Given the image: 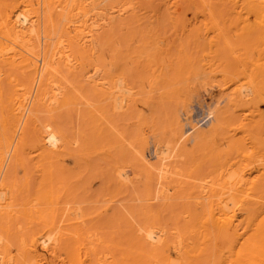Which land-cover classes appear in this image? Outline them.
Here are the masks:
<instances>
[{"label":"bare ground","instance_id":"bare-ground-1","mask_svg":"<svg viewBox=\"0 0 264 264\" xmlns=\"http://www.w3.org/2000/svg\"><path fill=\"white\" fill-rule=\"evenodd\" d=\"M178 1L165 0L164 3L172 8ZM195 2L202 5L198 12L209 22H213L210 29L216 33V38L215 42L210 38L209 45H215L218 39H222L223 45H217L231 55L234 53L235 59L231 61V65L226 64L228 69H223L224 76L228 75L232 81L227 102L233 114L230 115V121L241 123L248 118L250 122L253 117L260 115V137L250 140L252 135L250 137L244 134L239 138L230 136L225 147L220 144L207 146L208 150L202 157L201 165L209 161L210 170L206 173L215 177L210 175L212 178L209 180H202L208 179V175L201 177V181L194 186V193L189 192L193 194L190 197L193 198L195 207L192 212L188 210V214H185L189 217L190 224H186L188 228L184 231L177 230L175 226L174 230L169 231L162 224L156 223L155 218L134 230L132 224L133 234L129 237L133 240L130 239L133 242L132 249L123 256L116 257L117 255L103 254L92 245H87L84 241L85 224H78L79 221L84 222L81 211V220H73L76 225L74 223V228L67 229L65 237L55 232L60 229L51 220L38 230L23 232L25 235L22 233L23 237L20 238L18 246L19 256L11 254V244L1 242L0 264H264V111L257 112L258 101L264 105V0H194L189 3L195 5ZM119 3L120 0H0L1 225L7 224L10 229L11 222L20 217V210L16 209V205L21 190L8 179L16 162L22 161L27 155L30 162L32 159L39 164L38 167L45 163L41 167L44 170L52 167L54 162L57 164L56 161L65 155H74L71 145L76 140L70 141L62 133L45 128L39 122L37 114L42 108L52 111L73 102L75 87L73 88V81H62L63 70L70 75L81 73L96 93L110 100L114 111L118 108L128 109L136 99V94L130 91L131 87H122L124 91L118 92V76L116 80L112 79L102 65L97 64L98 52L106 43L100 36V31L113 27L118 19H122V15L132 9ZM216 11L218 14L220 12V16L225 11L229 13L232 18L229 29L233 31L235 42L237 39V46L232 39L229 40L230 36H226L228 30L214 21ZM242 47L245 48L243 57L240 51V54L236 52ZM89 64L92 68L90 74L88 71L86 73ZM211 66L212 63L209 64L210 69L203 72L208 73L207 75L215 74V69ZM241 72L251 78L245 84L236 81L235 75ZM186 101L185 99L182 102L185 104ZM244 108L249 110L252 117H248V113L247 116L242 112L240 114L239 111ZM89 111L92 116L96 115L95 110ZM215 111L216 109L206 111L204 117L207 120L214 117V121L200 130L197 129L205 121L192 124L182 131L179 129L180 121H177L173 143H158L155 154L159 164L154 165L151 170L155 176L158 175L157 184L161 183V177L169 173L170 166L165 161L177 156L179 144L187 140L190 132L196 131L195 135L194 132L192 134L196 142L204 143L208 138L212 139L220 131L219 128L225 127L224 124H228V109ZM94 124L98 131L97 138L108 132V129L105 131L107 127L104 129L106 125L102 116L97 115ZM47 163L52 164L47 167ZM117 166L114 169V179L118 183L126 182V179L129 181L127 169H117ZM127 166L131 165L128 163ZM52 169L53 167L51 171ZM46 173L49 174L48 171L45 172L48 177ZM175 188L173 191H177ZM155 197L157 198H152ZM26 200L29 204L30 200ZM60 250H64V256L60 255ZM46 252L51 254L50 258L46 256Z\"/></svg>","mask_w":264,"mask_h":264},{"label":"rangeland","instance_id":"rangeland-1","mask_svg":"<svg viewBox=\"0 0 264 264\" xmlns=\"http://www.w3.org/2000/svg\"><path fill=\"white\" fill-rule=\"evenodd\" d=\"M164 1L120 0L119 5L132 9L122 15V19H118L113 27L100 31V36L106 43L98 52L96 63L102 65L112 79L116 80L118 76V92L124 91L122 87L132 88L130 91L136 94V99L128 109L112 110L110 100L96 93L81 73L70 75L65 70L62 71V81H73V102L52 111L42 108L37 114L39 122L45 128L62 133L70 141L76 140L73 143L75 145H71L74 155H65L59 162L56 161L57 164L51 163L53 171L51 166L41 169L45 163L38 167L39 164L37 165L35 160L34 162L31 159L30 162L25 155L26 157L16 162L13 170L9 171L12 176L8 177L9 182L16 183V187L22 191L17 199V203L21 205H16V209L20 210L19 219L16 220V217L11 225L9 224L10 229L7 224H0V243L11 244L9 248L12 255L19 256V240L24 233L31 229V232L38 230L48 220L54 221L60 229L55 232L65 237L67 229L76 225L73 220L82 218L84 222L78 220V224H85L83 230L86 232L84 237L87 241H84L87 245H92L103 254L117 255L116 257H121L132 249V238H129L132 237V231L142 226V223L144 226L154 221L153 218L169 231L174 230V226L177 230L184 231L190 224L189 217L185 214H188V210L192 212L195 207L194 200L190 197V194H193L189 192L194 193V186L201 181V177L209 176L208 179L202 180L212 178V174H207L210 162L206 161L202 163L204 166L201 165L202 157L208 150L207 146L220 144L225 147L230 136L239 138L244 134L250 137L252 135L250 140L256 136L260 137V115H254L257 118L253 117L251 123L248 118L241 123L230 121L233 114L227 102L232 81L228 75L224 76L223 69H228L227 65H231V61L235 59L234 53L231 55L229 51L222 49V39L217 42L221 46L209 45L211 39L215 42L216 33L210 29L213 22H209L198 12L201 3L195 2L197 4L194 5L189 3L194 0H185L186 3L179 0L175 7L168 5L169 9ZM226 11L221 13V16L220 12L218 14L216 11L214 21L228 30L226 36H230L229 40L232 39L234 43L235 36L229 29L232 18ZM241 49L243 47L238 48L236 52L240 51L242 54H239L243 57L245 48L243 51ZM210 63L211 68L215 69V74L209 76L203 71L210 69ZM87 71L89 74L92 72L91 64L86 67V73ZM235 78L239 84H245L251 79L248 74L242 72L235 75ZM73 84L71 83V86ZM185 99L187 101L184 104L182 101ZM258 104L257 112L264 111L263 103L258 101ZM89 109L95 110L96 115L92 116ZM211 109H228V124H224L225 127L219 128L220 131L204 143L196 142L192 135L193 132L195 135L196 131L190 132L187 140L179 144L177 156L165 161L170 166L169 173L161 177L163 182L159 179L161 183L157 184L158 175L155 176L151 170L154 165L159 164L155 154L158 143H173L177 121H180L181 131L197 122L205 121L197 130L213 122L214 117L208 120L204 117L206 111ZM239 112L246 116L248 113V117H252L245 108ZM97 115L104 119V129L107 127L105 131L108 129L100 138L96 136L98 131L94 124ZM214 139L215 141H212ZM24 160L27 163L23 162ZM128 163L133 166L128 167ZM115 166L117 169L126 168L130 180L118 183L114 179ZM47 171L48 177L52 174V182L51 178L45 175ZM171 187L177 191H173ZM154 196L157 198H152ZM26 199L30 200L29 204ZM64 224L68 226L65 227ZM3 226L6 227L3 229ZM8 231L12 235L8 234ZM12 236L16 238L13 239ZM60 253L61 256L65 255L64 250H60ZM46 256L50 258L51 254L46 252Z\"/></svg>","mask_w":264,"mask_h":264}]
</instances>
